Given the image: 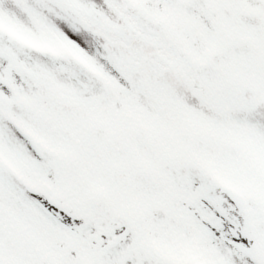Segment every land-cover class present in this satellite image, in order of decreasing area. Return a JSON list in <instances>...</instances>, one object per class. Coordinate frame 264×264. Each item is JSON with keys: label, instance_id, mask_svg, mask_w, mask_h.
I'll return each mask as SVG.
<instances>
[{"label": "rangeland", "instance_id": "374dc122", "mask_svg": "<svg viewBox=\"0 0 264 264\" xmlns=\"http://www.w3.org/2000/svg\"><path fill=\"white\" fill-rule=\"evenodd\" d=\"M123 253L264 264V0H0V264Z\"/></svg>", "mask_w": 264, "mask_h": 264}, {"label": "bare ground", "instance_id": "6f19581e", "mask_svg": "<svg viewBox=\"0 0 264 264\" xmlns=\"http://www.w3.org/2000/svg\"><path fill=\"white\" fill-rule=\"evenodd\" d=\"M106 56H107L106 54L102 53L101 58L104 59V58H106ZM108 62L111 63L110 60H108ZM109 75H110L111 78H114V79H116V80H119V78H118V76H117V74H116L115 72L109 71ZM119 81H120V80H119ZM46 152H47V151H46ZM28 172H29V171H28ZM43 172H44V173H48V172H49L48 168H45V169L43 170ZM27 174L30 176L29 173H27ZM45 176H46V175H45ZM30 178H32V177L30 176ZM51 178H52V176H51ZM26 184H27V185H32V184H30L29 181H26ZM53 193H54V192H53V189H51L49 186H47V185L45 184V186H44L43 189L41 190V194H39L38 199H40V200H44V199H46V198L51 199V198H52L51 196H52ZM51 202L53 203L52 199H51ZM123 254L125 255V257H124L123 260L120 261V260L117 258V256H114V257L111 258V259H113V261H109V262H113L114 264H122V262H123L124 260H127V259L129 258L127 253H123Z\"/></svg>", "mask_w": 264, "mask_h": 264}]
</instances>
